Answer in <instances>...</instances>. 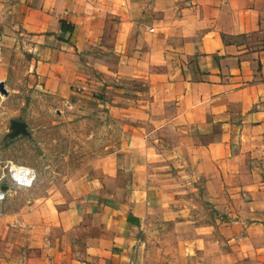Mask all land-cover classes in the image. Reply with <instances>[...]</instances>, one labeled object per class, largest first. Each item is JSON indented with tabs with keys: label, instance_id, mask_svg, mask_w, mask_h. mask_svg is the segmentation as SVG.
Segmentation results:
<instances>
[{
	"label": "crops",
	"instance_id": "obj_1",
	"mask_svg": "<svg viewBox=\"0 0 264 264\" xmlns=\"http://www.w3.org/2000/svg\"><path fill=\"white\" fill-rule=\"evenodd\" d=\"M120 15L114 50L123 83L136 70L147 87L134 91L147 104L124 110L140 181L125 187L110 173L106 202L87 193L88 202L42 222L40 240L35 222L25 221L24 256L15 257L11 242L19 220L2 215L0 264H264V0H0V63L4 37L27 32L44 90L71 97V50ZM151 162L158 169L142 180ZM183 175L199 186L182 190ZM185 191L191 205L171 217L186 235L144 236L149 214Z\"/></svg>",
	"mask_w": 264,
	"mask_h": 264
},
{
	"label": "rangeland",
	"instance_id": "obj_2",
	"mask_svg": "<svg viewBox=\"0 0 264 264\" xmlns=\"http://www.w3.org/2000/svg\"><path fill=\"white\" fill-rule=\"evenodd\" d=\"M139 23L132 27L140 28ZM100 24L102 32L98 37L84 35L83 46L71 50L76 74L72 90L77 93L68 98H58L44 90L32 61L37 52L32 49V37L27 32L16 28L11 41L10 37H4L0 79L6 83L8 92L0 94V185L8 192L0 207V217L14 212L19 220L11 241L18 245L14 248L15 257L20 252L24 256L27 248L30 235L25 232V221L35 222V241L40 240L44 230L41 223L56 221L59 210L71 203L88 202L87 193L99 202H106L104 190L110 173L115 183L118 179L125 187L140 181L138 158L133 148L126 147L125 134L131 125L124 110L146 105L148 101L135 99L138 94L134 91L138 93L147 87L133 75L136 70L131 83L128 86L123 83L124 66L120 54L114 50L116 32L125 27L122 16L110 17ZM16 120L25 123L24 130H17ZM6 161L34 167L35 184L28 189L18 188L2 177V162ZM178 168L172 165L167 170L176 172ZM154 169L158 168L152 162L141 168L146 172L141 174L142 180L148 170L154 174ZM163 181L166 180L160 182ZM178 183L182 190H188L192 184L199 186L198 181H189L184 175ZM183 195L168 196L165 205L151 212L145 222L148 231L143 230L142 234L153 238L168 237L173 232L186 235V228L178 226L176 217H171L191 205L193 196L186 197V191ZM201 198L196 197L198 201L194 202L200 203ZM186 217L184 214L177 219ZM163 222L172 223L162 225ZM9 243L4 245L8 252ZM18 262L25 264L26 260Z\"/></svg>",
	"mask_w": 264,
	"mask_h": 264
},
{
	"label": "built area",
	"instance_id": "obj_3",
	"mask_svg": "<svg viewBox=\"0 0 264 264\" xmlns=\"http://www.w3.org/2000/svg\"><path fill=\"white\" fill-rule=\"evenodd\" d=\"M1 82V80H0ZM2 92L0 91V94ZM2 177L18 188L28 189L37 180V171L34 167L18 164L13 161L2 162ZM7 188L0 185V207L7 198Z\"/></svg>",
	"mask_w": 264,
	"mask_h": 264
},
{
	"label": "water",
	"instance_id": "obj_4",
	"mask_svg": "<svg viewBox=\"0 0 264 264\" xmlns=\"http://www.w3.org/2000/svg\"><path fill=\"white\" fill-rule=\"evenodd\" d=\"M0 91L4 94L8 92L3 81L0 82ZM14 125L18 131L25 129V123L20 120L14 121Z\"/></svg>",
	"mask_w": 264,
	"mask_h": 264
},
{
	"label": "trees",
	"instance_id": "obj_5",
	"mask_svg": "<svg viewBox=\"0 0 264 264\" xmlns=\"http://www.w3.org/2000/svg\"><path fill=\"white\" fill-rule=\"evenodd\" d=\"M61 25H62V30H64V31L73 32V30H74V26L67 23L66 20H62Z\"/></svg>",
	"mask_w": 264,
	"mask_h": 264
}]
</instances>
